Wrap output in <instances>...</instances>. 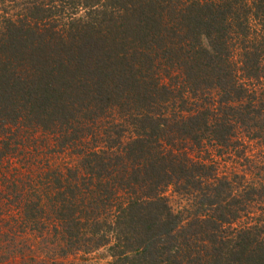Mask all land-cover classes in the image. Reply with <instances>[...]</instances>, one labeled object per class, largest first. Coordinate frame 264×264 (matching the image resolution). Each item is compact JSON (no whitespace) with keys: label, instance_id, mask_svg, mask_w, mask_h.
<instances>
[{"label":"trees","instance_id":"obj_1","mask_svg":"<svg viewBox=\"0 0 264 264\" xmlns=\"http://www.w3.org/2000/svg\"><path fill=\"white\" fill-rule=\"evenodd\" d=\"M6 1L23 4L0 15V131L92 141L81 159L88 199L68 191L53 211L64 252L264 264V211L252 209L264 185L187 155L208 146L246 160L239 132L264 147V0ZM167 187L189 200L186 219Z\"/></svg>","mask_w":264,"mask_h":264},{"label":"rangeland","instance_id":"obj_2","mask_svg":"<svg viewBox=\"0 0 264 264\" xmlns=\"http://www.w3.org/2000/svg\"><path fill=\"white\" fill-rule=\"evenodd\" d=\"M22 4L0 0V15L16 13ZM236 138L246 160L232 154L217 155L208 146L193 148L187 155L193 161L212 164L217 176L234 178L235 183L241 178L242 183L264 185V147L240 132ZM84 142L92 145L90 139ZM85 143L63 147L53 135L25 124L0 131V148L6 153L0 163V264H109L105 248L64 252L60 233L55 231L53 211L57 204H67L68 191L76 202L81 194L88 199L83 194L87 182L81 170ZM163 196L171 211L186 219L189 200L172 187H167ZM260 201L253 205L256 213L264 211V198ZM246 221L241 219L239 225Z\"/></svg>","mask_w":264,"mask_h":264}]
</instances>
